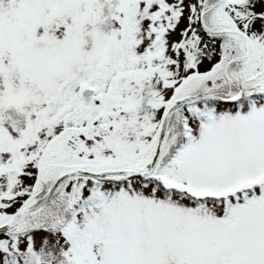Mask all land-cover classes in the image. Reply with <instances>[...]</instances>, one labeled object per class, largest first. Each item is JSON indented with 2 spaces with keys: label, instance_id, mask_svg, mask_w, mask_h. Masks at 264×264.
Listing matches in <instances>:
<instances>
[{
  "label": "snow or ice",
  "instance_id": "1",
  "mask_svg": "<svg viewBox=\"0 0 264 264\" xmlns=\"http://www.w3.org/2000/svg\"><path fill=\"white\" fill-rule=\"evenodd\" d=\"M0 264H264V0H0Z\"/></svg>",
  "mask_w": 264,
  "mask_h": 264
}]
</instances>
